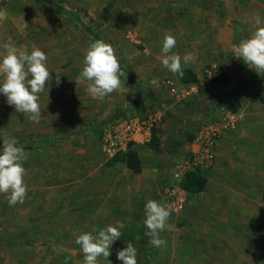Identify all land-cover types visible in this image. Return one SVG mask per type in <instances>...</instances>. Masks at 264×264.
<instances>
[{"label":"rangeland","instance_id":"1","mask_svg":"<svg viewBox=\"0 0 264 264\" xmlns=\"http://www.w3.org/2000/svg\"><path fill=\"white\" fill-rule=\"evenodd\" d=\"M255 2L9 0L0 8V56L8 42L29 54L39 48L47 55L53 79L39 94V123L16 112L0 93V138L54 140L70 135L59 143L22 146L28 153V191L15 206H9L8 194L0 193V264H83L77 236L93 227L98 234L108 225H122V236L110 249V264H123L117 251L127 243L137 249L138 264H264V106L250 103L242 108L238 103L232 111L231 103L235 126L218 140L207 167L195 166L189 150L192 127L210 119L215 109L210 88L227 85L224 67L213 66L203 48L216 33L224 36L246 24L243 19L255 13ZM165 33L177 41L172 53H192L191 63L199 71L185 69L182 60L180 77L162 65ZM95 39L115 49L127 93L114 92L101 101L85 91L86 83H75ZM166 80L179 91L192 85L194 93L176 97L165 88ZM201 110L202 118L193 119ZM149 117L161 125L152 130L149 143L132 147L139 158L138 173L120 156L106 157L103 133L110 123ZM191 171L206 180L196 194L184 192L174 177ZM145 179L151 180L146 198ZM178 196L184 200L180 208ZM149 199L171 209V227L160 234L166 245L160 248L146 234ZM99 260L108 264L103 257Z\"/></svg>","mask_w":264,"mask_h":264},{"label":"clouds","instance_id":"2","mask_svg":"<svg viewBox=\"0 0 264 264\" xmlns=\"http://www.w3.org/2000/svg\"><path fill=\"white\" fill-rule=\"evenodd\" d=\"M256 25L252 35L232 45V55L237 59H243L244 63L254 69L258 74L264 73V19L257 14L254 18ZM91 40V38H90ZM173 35L165 33L161 52V63L171 73L183 77L182 60L184 64L194 60L192 53L183 57L172 53L176 46ZM4 52L0 56V93L6 97L7 104L14 106L16 112L28 114L31 121L39 123L41 109L39 94L43 93L46 84L52 79L47 67V55L39 48L33 47L31 53L18 49L8 42L2 45ZM172 53V54H169ZM121 69L115 49L102 39L90 42L85 51L83 68L76 78L75 83H86L85 91L96 100H103L114 92L127 93V87L121 77H125ZM57 86L59 77L55 78ZM153 84L157 81L154 79ZM3 140L0 149V193L8 194L9 206L23 203L28 191L25 183L26 169L24 162L28 159L19 142L9 136L0 138ZM146 219L144 225L147 228L149 243L160 248L166 245V240L161 238V233L170 229L168 221L171 209L167 204L149 199L144 208ZM121 226L108 225L98 231L93 227L92 231L77 236L75 243L80 245L84 254L83 264H100L99 258L108 260L113 243L121 238L119 230ZM117 259L123 264H138L137 249L132 243L117 251Z\"/></svg>","mask_w":264,"mask_h":264},{"label":"crops","instance_id":"3","mask_svg":"<svg viewBox=\"0 0 264 264\" xmlns=\"http://www.w3.org/2000/svg\"><path fill=\"white\" fill-rule=\"evenodd\" d=\"M255 4L257 5L255 13H251L243 19L246 24H242L237 31L226 32L224 36L221 33H216L214 37L210 38L208 46L203 48V53L208 55L209 59L213 61V66L216 67L219 64V66L224 67V76L227 85L224 88H220L221 86L210 88V93L213 95L209 99H211L210 102L212 104H215V107H209H214L215 109L210 112V119L206 117L202 118V110L193 116V119L197 121L202 118L199 124L192 127V129H195L193 132L194 139L199 136L201 128L211 123L213 119L229 120L234 115V112L230 110L231 103L237 101L242 108L248 107L250 103H257L264 106V73L258 74L254 69L248 67L242 58L237 59L232 55V45L249 38L255 31V16L259 14L264 19V0H256ZM231 36L235 38H231ZM199 67L193 62L190 65L186 64L185 69H190L195 72L200 70ZM222 89L224 91H221ZM210 102L207 101L208 104ZM188 129H191V126L188 125ZM143 185L146 198L150 193L151 180L145 179Z\"/></svg>","mask_w":264,"mask_h":264},{"label":"built area","instance_id":"4","mask_svg":"<svg viewBox=\"0 0 264 264\" xmlns=\"http://www.w3.org/2000/svg\"><path fill=\"white\" fill-rule=\"evenodd\" d=\"M9 0H0V8ZM165 88L176 97L190 96L193 94V87L185 85L181 91L172 80L164 82ZM236 123V116L232 115L229 120H216L213 123L204 125L198 137H196L190 146V156L195 166L201 168L207 167L212 163L213 152L218 140L226 132L233 129ZM160 121L156 118H147L139 121L135 118L124 119L110 123L103 133V152L108 158H113L128 151L130 144H146L152 137V130L160 127ZM176 179L181 182L179 174H174ZM181 188V187H180ZM177 190H172L173 195ZM184 200L178 196L176 206L182 207Z\"/></svg>","mask_w":264,"mask_h":264},{"label":"trees","instance_id":"5","mask_svg":"<svg viewBox=\"0 0 264 264\" xmlns=\"http://www.w3.org/2000/svg\"><path fill=\"white\" fill-rule=\"evenodd\" d=\"M58 8V7H57ZM60 11H63V8L59 6ZM238 102H234L231 106V110L235 111L236 110V105ZM69 136H64V137H59L58 139H25V138H15L19 142V146H24L25 144H28L31 147H39V146H44L46 144L50 143H59L67 138ZM155 140V137H154ZM133 145L130 144L128 151L125 154L118 155L122 158L123 163L133 172L138 173L140 171V163H139V158L138 154L135 150H133ZM206 180L203 176L200 175L199 172L197 171H191L183 175L181 182H180V187L181 189L188 193V194H196L201 192L204 189Z\"/></svg>","mask_w":264,"mask_h":264}]
</instances>
